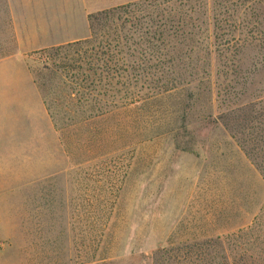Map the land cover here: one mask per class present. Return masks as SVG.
Segmentation results:
<instances>
[{"label":"rangeland","instance_id":"obj_1","mask_svg":"<svg viewBox=\"0 0 264 264\" xmlns=\"http://www.w3.org/2000/svg\"><path fill=\"white\" fill-rule=\"evenodd\" d=\"M248 2L221 18L247 20L264 0ZM23 61L50 83L38 54ZM37 88L55 101L60 130L27 114L32 101L25 113L0 97V264H148L163 248L162 264H215L227 254L218 236L261 215L264 226L263 177L206 121L217 114L214 78L87 121L63 86Z\"/></svg>","mask_w":264,"mask_h":264},{"label":"trees","instance_id":"obj_2","mask_svg":"<svg viewBox=\"0 0 264 264\" xmlns=\"http://www.w3.org/2000/svg\"><path fill=\"white\" fill-rule=\"evenodd\" d=\"M239 1L140 0L93 13L88 38L34 52L50 75V83H35L41 90L63 86L76 116L87 121L214 78L217 114L206 121L221 124L264 179V2L251 5L247 20H223L232 7L251 3ZM225 27L249 32L236 36ZM51 99L43 92L60 130ZM261 219L218 236L227 254L215 264H264ZM170 255L163 248L146 257L162 264Z\"/></svg>","mask_w":264,"mask_h":264},{"label":"crops","instance_id":"obj_3","mask_svg":"<svg viewBox=\"0 0 264 264\" xmlns=\"http://www.w3.org/2000/svg\"><path fill=\"white\" fill-rule=\"evenodd\" d=\"M133 1L0 0V97L25 113L24 99L32 101L27 114L45 121L49 115L23 57L88 38L91 14Z\"/></svg>","mask_w":264,"mask_h":264}]
</instances>
